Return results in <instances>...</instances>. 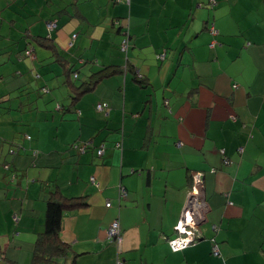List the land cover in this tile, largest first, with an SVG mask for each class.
<instances>
[{"label":"crops","instance_id":"1","mask_svg":"<svg viewBox=\"0 0 264 264\" xmlns=\"http://www.w3.org/2000/svg\"><path fill=\"white\" fill-rule=\"evenodd\" d=\"M214 1L0 0V14L13 19L9 35L0 34V63L13 80L9 95L24 78L33 79L32 70L22 72L48 69L30 83L27 98L35 102L27 108L44 110L29 114L24 129L31 139L0 115V131L10 133L3 137L24 146L11 154L0 145V264L32 263L52 193L71 205L59 231L69 253L51 264H115L117 255L123 264H264V0ZM51 16L59 53L35 41L32 57L21 59L25 40L18 34L43 33ZM121 29L128 33L126 53ZM70 62L88 75L102 63L108 71H97L101 80L74 93L77 104L68 101L74 90L62 83ZM39 79L61 87L34 99ZM2 81L0 94L7 93ZM84 98L107 102L106 113L94 102L83 106ZM63 99L65 111H53ZM75 140L95 147L77 154L68 149ZM31 148L38 152L31 155ZM6 160L9 171L1 166ZM194 172L202 174L207 205L199 238L172 251L167 237ZM115 219L118 242L107 233Z\"/></svg>","mask_w":264,"mask_h":264},{"label":"trees","instance_id":"2","mask_svg":"<svg viewBox=\"0 0 264 264\" xmlns=\"http://www.w3.org/2000/svg\"><path fill=\"white\" fill-rule=\"evenodd\" d=\"M0 19H1L0 34L9 35V31L6 28L13 22L12 17L3 16L2 14H0ZM48 22H55L56 26L50 29V27L47 24ZM114 22L117 23L116 19H114ZM56 27H57V20L55 17L51 16L45 22V28L43 33H36V31L32 33L28 29H24L23 31H21V34H18V40L19 39L25 40V44H22V46H24L23 49L24 52L23 54L20 53L19 57H21V59L29 56L32 57L33 44L35 41L36 43L47 46V48L51 50L52 54H58L59 53L58 49L55 47V44L52 43L53 36L51 34L52 30H54ZM2 30L5 31L3 32ZM127 34L128 33L124 35L121 29V41L119 45H121L122 41L125 39L124 42L127 44V48H128L129 38ZM74 36L75 33H73V37ZM127 48L125 50H121V52L126 53ZM162 51H164L166 55V49H163ZM83 58L85 63L90 62L91 60L88 57H83ZM124 58L127 59V56L124 55ZM103 65H105V63H102L98 68L91 69L89 75L88 72H84V70L82 69L83 65L81 63L80 64L77 63L76 66H74V63H71L70 67H66L65 73L67 74V78L63 80L62 83L65 84L67 87L70 86L71 89L74 90L73 92L71 90V92L68 95L69 98L68 101H70L71 104H77L76 102L74 103V96H75L74 93H81L83 90L86 91V89H88L89 86L94 85L95 81L101 80L100 78H98V76L94 77L97 71H98L97 75H101V76L105 75L108 72L107 68H102ZM7 68L8 67L5 66L3 63H0V77H3L2 85L5 86L7 89V93L0 94V115H7L11 119H13V121L18 122L22 127V129L20 130L22 136L21 138L24 137L25 139L29 140L31 139V135L28 132H26V130L24 129L28 127V123L30 121L29 114L31 111L37 113L38 111L44 112V110L43 109L38 110L36 107L27 108V105L35 102V100H31L27 98V96L31 93L30 90V88L32 87L31 84L35 85L37 78H41L43 74L48 72V69H46L45 65H40V66L34 65V67L31 68L29 71L22 72L21 76H25L28 73H30V71L32 70L31 76L33 77V79L24 78V81L22 83H18L19 86L18 85L16 86L18 93L14 96H10L9 88L13 80H11L8 74L6 73ZM40 68H42V71L39 70ZM119 69L121 71L123 70V72L125 71V67H123V64L120 65ZM136 78L139 79V81L141 80V77L139 76H136ZM39 80L41 81V83L37 85L36 90H39L41 94L35 90V95L33 96L34 99L35 98L37 99L39 95H41L42 97L47 92L50 91L52 92L53 90L61 87L60 84L61 82L58 84L57 83L51 84L49 83V80H45V79H39ZM28 84H30L31 86H29ZM65 100L66 99H63L61 103L60 102L55 103L54 105L55 107L52 108L53 111H56L58 113H62L63 110L65 111V106L63 107V102ZM93 102L94 100L91 101L88 98L82 99L83 106L89 105L90 103ZM93 104L96 110L103 113L106 112L108 106L107 102L96 100V102H94ZM97 104H100L101 109L97 108ZM75 108L77 111L81 110V108L79 109L78 106H75ZM7 135H10V133L7 134L6 132H4V130L0 131V145L1 143L6 144L9 153L17 154L18 150H20L24 146L21 143H17L16 141H13V138H11V141H8V139L3 137ZM85 142L86 141H79V140L72 141L68 144L69 146L68 149H73L75 152H77V154H80L79 146ZM31 150H32L31 155L32 153L34 154L38 152V150L35 148H31ZM6 161L7 162L4 163L2 162L3 164L1 163V166H3L4 169L9 171L10 163H8L9 160ZM13 175L15 177L16 173L14 171H11L10 176L12 177ZM54 195L55 194L52 193L50 195V198L47 200V205L45 208L44 226H43V230L39 233V235L35 239L31 264L55 263L56 259L54 258V256H57L61 259L64 258L69 253V249H70L69 244L61 240L59 236V231L61 227V218L63 215L62 211L65 206L71 205V203H68L66 201L67 199L64 201V197H61L59 195L57 196ZM116 260H120L121 264H123V260L120 256L117 255ZM116 260H115V264H116Z\"/></svg>","mask_w":264,"mask_h":264},{"label":"built area","instance_id":"3","mask_svg":"<svg viewBox=\"0 0 264 264\" xmlns=\"http://www.w3.org/2000/svg\"><path fill=\"white\" fill-rule=\"evenodd\" d=\"M126 2H129V0H125ZM211 4H213L214 0H209ZM50 29L54 28L56 26L55 22H48L47 23ZM210 33L214 36L218 34V29L213 25V23L209 26ZM125 39L122 41L120 45L121 50H125L127 48V44L124 42ZM214 44V40L211 41L210 45ZM165 55V52L162 51L158 54H156V57L158 59H162ZM236 86V84H234ZM97 108L101 109L100 104H97ZM87 142L80 145V151L85 150L87 146ZM119 145V143H117ZM104 150V144L101 143L99 147H97L96 152L98 155H101ZM242 147H238V151H241ZM228 159L226 157L223 158V162L227 163ZM93 179V177H92ZM201 181H202V174L200 172H194L192 174V186L190 190L188 191L187 200L185 202V205L181 211L179 220L174 226V235L170 236L167 239L168 245L171 250L177 251L180 249L185 248L189 245L190 242H192L197 235V222H199L202 217L205 210V201L201 197ZM126 191L123 185H119V196H125ZM106 206L110 205V201L107 200L105 202ZM13 218L16 220L17 215L15 214ZM119 233V223L118 220L115 219L111 223L108 229V235L109 236H115ZM212 253L217 255L219 254L218 245L216 242L212 243ZM116 264H121L120 260H116Z\"/></svg>","mask_w":264,"mask_h":264},{"label":"clouds","instance_id":"4","mask_svg":"<svg viewBox=\"0 0 264 264\" xmlns=\"http://www.w3.org/2000/svg\"><path fill=\"white\" fill-rule=\"evenodd\" d=\"M86 142L88 143V142H90V140H89V141L86 140ZM90 143H92V142H90ZM88 144H89V143H88ZM88 144H87V146H86L85 149L88 148ZM119 145H120V142H119ZM119 145L116 144V146H119ZM93 147H95V146L92 145V148H93ZM97 147H99V145L96 146V149H97ZM90 148H91V146H90ZM103 151H104V150H103ZM96 154H97V152H96ZM102 154H103V153H102ZM102 154H101V155H102ZM97 155H98V154H97ZM101 155H98V156H101ZM192 174H193V173H192ZM191 176H192V175H191ZM92 177H93V176H92ZM93 179H94V177H93ZM93 179H92V180H93ZM191 186H192V184H191ZM191 186H190V188H191ZM124 188H125V187H124ZM189 190H190V189H189ZM125 191H126V189H125ZM118 197H120V196H119V193H118ZM122 197H124V196H122ZM205 203H206V202H205ZM110 204H111V202H110ZM105 206H106V205H105ZM204 211H205V210H204ZM15 214L17 215V219H16V220H15L14 218H13V219H14L15 221H17L18 218H19V215H18L17 213H14L13 216H14ZM180 214H181V213H180ZM13 216H12V217H13ZM178 220H179V219H178ZM178 220H177V221H178ZM177 221H176V223H177ZM176 223H175V224H176ZM110 225H111V224H110ZM110 225H109V226H110ZM174 226H175V225H174ZM174 226H173V234H172V235H174ZM197 227H198V222H197ZM108 229H109V227H108ZM108 229H107V233H108ZM120 229H121V228H120V225H119V233H120ZM119 233H118L117 235H115V236H110V237L116 239L117 242H118V240H119ZM172 235H170V236H172ZM170 236H168L167 239H168ZM197 238H199L198 234L196 235V238H195L194 240H196ZM194 240H193V241H194ZM193 241H192V242H193ZM190 243H191V242H190ZM190 243H189V244H190ZM167 244H168V242H167ZM168 246H169V245H168ZM186 247H187V246H186ZM186 247H185V248H186ZM169 248H170V247H169ZM183 249H184V248H183ZM180 250H182V249H180ZM172 251H173V250H172ZM177 251H178V250H177Z\"/></svg>","mask_w":264,"mask_h":264},{"label":"water","instance_id":"5","mask_svg":"<svg viewBox=\"0 0 264 264\" xmlns=\"http://www.w3.org/2000/svg\"><path fill=\"white\" fill-rule=\"evenodd\" d=\"M124 34V33H123ZM200 191H201V197H202V199L205 201V199H204V195H203V177H202V181H201V189H199ZM205 205H206V203H205ZM207 206V205H206ZM206 206H205V210H206ZM205 212V211H204ZM204 220V218H202L199 222H198V224L201 222V221H203Z\"/></svg>","mask_w":264,"mask_h":264},{"label":"rangeland","instance_id":"6","mask_svg":"<svg viewBox=\"0 0 264 264\" xmlns=\"http://www.w3.org/2000/svg\"><path fill=\"white\" fill-rule=\"evenodd\" d=\"M3 31V30H2ZM5 31V30H4ZM3 31V32H4ZM55 107V106H54ZM106 113V112H105ZM45 133V132H44ZM89 144H88V148L87 149H85V150H83V151H80V154H82V153H85V152H87V150L88 149H90V146L92 147V145H93V143H90V142H88ZM4 165H7V164H4ZM34 165V164H33ZM95 183V182H94ZM117 201H118V198L116 199ZM33 249H34V245H33ZM33 249H32V251H33Z\"/></svg>","mask_w":264,"mask_h":264}]
</instances>
